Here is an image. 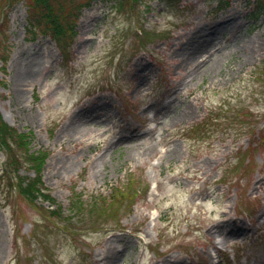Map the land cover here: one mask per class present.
<instances>
[{"label": "rangeland", "instance_id": "obj_1", "mask_svg": "<svg viewBox=\"0 0 264 264\" xmlns=\"http://www.w3.org/2000/svg\"><path fill=\"white\" fill-rule=\"evenodd\" d=\"M253 2L155 9L150 1L152 9L131 14L97 0L79 10L65 61L49 34L28 40L25 0L0 14V112L31 133V151H48L42 179L63 208L58 216L48 202L32 204L13 190L0 148V264L264 260V83L252 74L264 59V10L253 12ZM223 21L232 26L223 31ZM142 27L171 33L143 47ZM206 27L219 42L189 56L185 44ZM28 68L33 80L20 86ZM164 100L171 108L155 113ZM93 102L102 107L96 116L76 120ZM208 115L204 131H190ZM244 120L253 133L241 134ZM69 126L74 135L64 133ZM128 128L134 135H121ZM19 175L35 172L21 166ZM128 181L138 192L131 208L123 196L119 222L71 211L76 194L88 209ZM235 224L242 230L228 234ZM115 251L121 256L111 263Z\"/></svg>", "mask_w": 264, "mask_h": 264}, {"label": "trees", "instance_id": "obj_2", "mask_svg": "<svg viewBox=\"0 0 264 264\" xmlns=\"http://www.w3.org/2000/svg\"><path fill=\"white\" fill-rule=\"evenodd\" d=\"M20 0H0V14L6 16V9L11 5L19 2ZM73 0H25L27 4V33L30 40L36 39L41 34H50L59 47L63 58H66L70 51V46L76 36V24L79 17V10L83 7H90L92 2L97 0H81L75 5L71 4ZM156 1V8L173 9L174 6L183 4V0H113L114 8L118 10L126 9L129 13H139V9L142 6L150 8L149 2ZM255 8L253 12L258 11L260 15L264 10V0H255ZM144 37L141 40L142 46L154 36L162 34H170L169 31L165 32L158 27H154L151 30H146L145 27L141 28ZM138 35V33H137ZM3 60V59H2ZM252 74L257 79L264 83V59L254 69ZM249 112V111H248ZM250 113V112H249ZM235 114L241 115L240 111H236ZM217 118V117H215ZM210 121V115L203 118L200 122H195L190 126V131L201 132L204 131ZM243 124H247L240 127L241 134H251L254 132V126L251 123L244 120ZM30 134L19 132L14 127L9 126L2 118L0 113V148L6 152L7 166L9 172H4L9 176L10 187L22 195V197L32 203L36 204L38 200L48 202L51 207V213L58 216L63 214L62 206L50 195L48 188L42 179V170L48 156L47 150H30ZM21 166H26L30 170L35 172L34 177H30L27 180L23 179L19 175ZM126 185V186H125ZM132 182L128 181L123 187L114 188L110 196L104 201L95 202L90 205V208H86V203L76 194L75 198L71 199L70 209L74 212H81L82 214H88L97 216L103 219L104 222L108 221H120V211L123 209L122 201L123 196H130L131 203L129 208L132 207V202L135 200L138 189L135 193ZM125 188V189H124ZM149 188V185L147 186ZM16 264H19V258L16 259Z\"/></svg>", "mask_w": 264, "mask_h": 264}, {"label": "bare ground", "instance_id": "obj_3", "mask_svg": "<svg viewBox=\"0 0 264 264\" xmlns=\"http://www.w3.org/2000/svg\"><path fill=\"white\" fill-rule=\"evenodd\" d=\"M218 26H221L223 31L228 29L232 26L230 22L223 21ZM203 31L200 33L198 39L194 42V36L190 37V40L187 41L185 44L186 53L189 54H195L198 52H201L206 47H208L210 44L216 45L217 41L219 42V35L217 32V29L215 27H209V28H202ZM196 70L192 71L191 73H194ZM34 69L28 68L24 70L21 74V76L18 78V84L20 86L26 85L27 83L31 82L34 77ZM173 103H170L169 100H164L161 103H155L153 105V111L158 114H162L165 111H168ZM102 107H100V104L93 102L92 104H89L85 106L84 108H81L78 113H76V120H83L90 117H95L97 112L101 110ZM66 135L71 134L74 135L75 128L74 127H67L66 131L64 132ZM121 135L125 136H133L134 131H132L130 128L126 130V133H123ZM215 230V227H214ZM242 230V226L240 224H235L232 228L228 230V234H235ZM2 255V247H1V241H0V257ZM121 256L117 251L114 253H111L109 262L114 263L116 261V258ZM259 264H264V260L260 261Z\"/></svg>", "mask_w": 264, "mask_h": 264}]
</instances>
